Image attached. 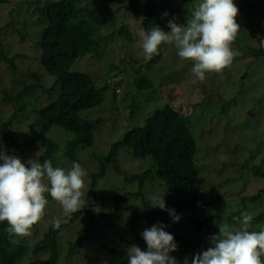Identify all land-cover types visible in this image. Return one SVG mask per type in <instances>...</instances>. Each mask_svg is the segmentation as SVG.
<instances>
[{"label":"rangeland","instance_id":"1","mask_svg":"<svg viewBox=\"0 0 264 264\" xmlns=\"http://www.w3.org/2000/svg\"><path fill=\"white\" fill-rule=\"evenodd\" d=\"M10 1L0 7V42L5 48L21 41L16 34L18 30L26 32L28 28L32 38L38 30L36 20L24 15L27 0ZM85 1L91 3V0ZM181 1L134 0L129 7H121L111 22L94 31V39L101 40L97 54L84 55L70 68L71 71L88 73L97 88H103L114 74L121 82L118 84V94H115L111 84L101 92L102 101L98 106L79 113L81 118L97 122L92 144L76 151L79 163L87 171L82 191L87 194L92 189L96 204L88 214L81 213L58 235L57 264L114 263L115 258L108 249L127 251L132 244L146 249L140 233L158 222L166 226V231L186 238L172 253L180 264H183L185 257L190 260L195 254L206 250L210 246L209 237L219 231L218 224L235 223L233 217H238L241 212L247 211L253 215L251 229L264 226V217L262 220L256 219L257 215L264 214V174H253L254 169L256 173L264 172V57H259L257 53L259 41L264 39V4H260L261 0H234L238 8L235 19L240 30L231 46L237 54L230 64L219 72H207L201 81L191 73L192 61L180 58L173 46L162 44L160 58L150 62L155 55L146 59L135 35L139 14L146 16L143 21L145 30L159 26L168 31L167 21L172 19L171 14L177 13V4ZM198 3L199 0H190L184 5L186 19ZM165 12L168 13L167 17L163 15ZM27 45L33 51L32 45ZM17 47L25 48L20 44ZM15 50L11 45L8 53ZM29 65L24 63L21 70ZM37 68L39 73L45 75L43 68ZM1 70L0 66V90H14L9 80L13 72ZM21 70L18 72V82L23 81ZM137 70L158 82L157 90H136L132 79ZM57 93L58 88H55L49 92V96L47 93L42 102H31L34 104H28L23 115L11 123L9 128L18 134L12 135L13 141L11 138L8 140L5 153L22 160L39 157L42 152L40 146L31 144L24 135L30 132L34 110L54 100ZM166 104L178 107L188 115L189 129L196 144L195 164L200 195L205 204L181 208L177 212L181 219L176 223L172 222L170 215L162 214L164 210L159 208L154 209L158 212L155 214L141 210L140 196H125L138 191L137 176L154 170L150 156L136 159L131 150L121 148L108 157L115 141L128 130L143 125L154 109ZM129 106L135 110L133 120L127 118L126 108ZM4 117L0 113V118ZM3 127L0 124V131ZM6 134L8 137L9 133ZM47 137L58 146L53 156V166L70 168L72 161L62 153L72 133L54 126ZM101 165L104 175L94 178ZM142 184L145 201L154 193L166 192V205L171 208L179 198L178 192L169 191L157 176L144 180ZM60 216L62 209L57 201L46 206L43 217L26 236L27 252L17 264L50 257V249L38 254L32 253V249L52 219ZM79 238V246L70 251V244ZM129 240L133 242L127 243Z\"/></svg>","mask_w":264,"mask_h":264},{"label":"clouds","instance_id":"2","mask_svg":"<svg viewBox=\"0 0 264 264\" xmlns=\"http://www.w3.org/2000/svg\"><path fill=\"white\" fill-rule=\"evenodd\" d=\"M188 1L190 0H186V2ZM9 2L11 1L8 0V2L3 3L2 6L9 4ZM57 2L59 1L27 0L25 4L28 6L24 9V15L27 14V17L36 20L35 23L37 26L35 27L38 30H36L34 38L29 35L26 37V40H24V37V39H21L17 44H7L8 48H5L4 44L0 42L5 57L10 60L0 61V66L2 67L1 71H12L13 75L9 79L10 82L13 80V83L15 82L16 85L20 84V87L23 90L27 87H30L31 89L32 87H35L36 96H39V102L40 99L41 101L46 99L45 94L53 91L55 88H59L57 85L54 86L55 78L46 75L45 70L44 72L46 76L38 72L37 66L40 68L43 67L35 54L40 51V47L37 43L40 39V31L45 25L47 6H55V3ZM123 2H128V0H123ZM91 3H87L83 0L82 6H86V9L89 8V6L90 8H94L96 5H91ZM120 6L124 8L123 4H120ZM183 13L184 16L177 10L176 14L170 15L172 19L167 21L168 31H165L159 26H152L145 30L143 27V21L146 16L139 14V24L136 27L135 35L140 42V46L146 59H151L154 55H158L162 44L173 46L180 58L192 61L191 73L196 79L203 81L207 72H219L223 67L230 64L234 56L237 54L231 45L236 38L238 30H240V25L235 19L238 14V8L234 3V0H199L197 7H195L187 19L184 7ZM163 15L167 17L168 13L165 12ZM185 19L186 22H184ZM26 29V32L28 33V28ZM96 41H99L100 43L101 40ZM259 43L261 46H264V39H261ZM18 44L23 45L25 48H18ZM27 44L32 45L33 51H31V48H29ZM11 45L16 49L14 53H8ZM87 55L91 56L92 54L87 53ZM18 59H20V61H17ZM24 63L30 65L27 66L26 69L21 70L24 67ZM20 70L23 81L18 82V72ZM69 71L90 76L88 73L75 72L70 69ZM39 78L40 81L38 80ZM90 78L92 79L91 76ZM119 82L120 78L114 74L110 80L106 81L105 86L108 87L112 84L116 90V94H118L120 92V88L118 87ZM13 92L16 93V90ZM174 106L176 105L174 104ZM6 132L10 135V131L3 128V134H1L0 137H7ZM45 135L48 140H51L47 137L48 133ZM10 137H12V135H10ZM121 139L115 141L111 145L108 157L113 156L118 149H121L115 147L116 142ZM28 140L31 144L36 143L40 146L42 152L39 157L35 156L34 158L22 160L18 156L8 155L4 153L5 151H0V222H6L5 232L9 237V240H7L10 244L8 245L9 249H14V246H16L14 244L17 243L18 238H20V244H22L20 249H24L25 253L27 252L26 236L30 234L31 227L43 217L46 206L52 201H57L62 209V216L54 217L52 223L48 226V228L51 226L53 229H59L61 224L70 222L72 215H74V217L76 216V219L81 213L88 214L91 207L96 204L94 192L92 189H89L88 192L91 190L94 196L93 204L87 211L82 210L88 194V192L86 194L82 191L85 188L84 178L87 176V171L79 163L76 151L79 148L86 146L77 148L75 151V158L72 159L71 157L64 155L67 146L66 143L70 140L65 143L62 155L72 161L71 167L65 169L63 167L53 166L52 164L53 156L58 148L53 140L52 141L56 144V149L52 154V159L51 161L45 159L43 162L40 158L45 155L46 149L41 146V143L39 144L37 141L32 140L31 137H29ZM91 144L87 146H90ZM195 153L196 151L193 154V164L195 168L194 175L198 182L199 190L201 191L197 167L195 164ZM146 157L147 156L144 158ZM152 161L154 164V170H147L149 171V175L146 179H150L153 176L158 177L157 172L161 174L163 168L164 171L171 174L170 166H168L167 169L166 166L155 162L154 159H152ZM100 162L103 163L102 161ZM145 172L140 176H137L139 177L138 191L133 194H125L126 197L130 195L139 196L140 185L143 186L142 183L146 180L145 178L142 179ZM253 172L254 175L264 174L263 171L256 173V169H254ZM103 175L104 167L101 165L99 172L93 177H102ZM158 179L163 182V185L166 188H168L167 181L160 179V176ZM200 191L199 197L201 198ZM165 194L166 192H161L150 195L147 198V207L150 208V210H147L146 212L155 214L158 212L154 209L159 208L164 210L161 212L162 214L170 215L172 222L176 223L181 219L180 215L177 214L181 208H194L197 205H205L201 198V202L194 207H181L175 212V209L172 207H167L164 198ZM180 197L179 194L177 200H179ZM141 210L143 209L141 208ZM263 217L264 214L261 213L257 215L256 219L262 220ZM233 220L235 221L233 224H218V233L212 234L209 237L210 246L207 247L206 250H202L195 254L190 260L185 257L183 264H264V226L259 227L257 230L251 229L253 215L247 211L241 212L238 217H233ZM165 227L166 226L163 223L158 222L151 227L145 228L140 233L142 239L146 243V249H141L136 244L130 245L127 248V251L126 249H108V252L114 256L115 261L114 263L104 264H119L123 262L125 258L121 255L122 253L125 254V257H128V264H180L172 253L177 251L178 245L184 243L186 238L178 233L166 231ZM48 228H45L43 231L44 234ZM63 230H61L59 234ZM80 241L81 238L76 242L71 243L70 251L77 248ZM132 242L133 240L127 241L129 244ZM34 246L32 253H34ZM71 248L73 249L71 250Z\"/></svg>","mask_w":264,"mask_h":264},{"label":"trees","instance_id":"3","mask_svg":"<svg viewBox=\"0 0 264 264\" xmlns=\"http://www.w3.org/2000/svg\"><path fill=\"white\" fill-rule=\"evenodd\" d=\"M55 6L48 5L46 9L45 25L40 31L38 46L40 51L36 52V57L46 75L55 78L54 86H59V92L55 100L45 106H40L34 110V120L30 125V132L26 136L37 141L46 149L45 155L40 158L51 161L52 154L56 149V144L48 140L46 135L54 126H59L72 133V138L66 143L64 155L75 158V151L79 147L87 146L92 143L93 131L96 121L84 120L79 113L98 106L101 99V92L107 87L97 88L88 75L70 72V66L87 53L95 55L99 49V41L94 40L93 33L96 29L107 25L120 11V4L129 7L134 0H91V5L82 6L83 0H58ZM8 0H0V7ZM187 4L182 0L177 4V10L184 16L183 7ZM264 4V0L260 1ZM88 7V6H87ZM20 39L29 36V33L17 31ZM130 39V36L128 37ZM259 57H264V46L257 49ZM160 58V53L155 58ZM7 60L4 50L0 44V61ZM150 64V63H149ZM35 76V75H34ZM36 77V76H35ZM40 81V78L38 79ZM121 82V80H120ZM119 82V83H120ZM15 83V82H14ZM11 81L13 89L0 91V113L4 118H0V124L4 129L10 131V135H16L18 132L9 128L11 123L23 115L28 104L39 102V96H36L35 87L21 89L20 84ZM133 87L138 91L157 90L158 82L150 79L147 75L137 70L132 79ZM26 87V86H25ZM178 87V86H177ZM176 88V87H174ZM22 90V91H21ZM116 94V90L114 89ZM47 94H45V97ZM49 96V92H48ZM40 102L41 99H40ZM127 118H135L133 106H129ZM11 114V115H10ZM3 134V129L0 135ZM0 139V151H5L8 140L13 141L12 137ZM13 143V142H12ZM14 147V146H13ZM116 148H129L133 157L142 159L145 156H151L155 162L167 167L169 172H157L158 177L167 181L169 191L174 190L180 194V199L172 207L175 212L181 207L191 206L201 202L199 197V185L195 179V168L193 164V154L196 151L195 142L189 130L188 115L182 109L168 104L154 109L145 120L142 127H135L128 130L122 139L115 144ZM15 148H13L14 150ZM5 153V152H4ZM7 154V153H5ZM149 171L143 174L142 179H146ZM151 177V176H150ZM140 185L139 196L142 201V209L150 210L147 207V201L141 192ZM76 217V216H75ZM71 216L70 222L61 224L59 229L48 228L43 238L34 246V253L45 249H51V255L47 260H38L29 264H57V236L61 230L68 227L75 219ZM6 222H0V264H16L25 254L24 249H20V238L15 243L14 249L10 250L7 240L9 237L5 232ZM20 244V245H19ZM73 248H71L72 250ZM125 260L119 264H128L127 256L121 254Z\"/></svg>","mask_w":264,"mask_h":264},{"label":"water","instance_id":"4","mask_svg":"<svg viewBox=\"0 0 264 264\" xmlns=\"http://www.w3.org/2000/svg\"><path fill=\"white\" fill-rule=\"evenodd\" d=\"M93 200H94V196L91 192V190L88 192L87 197H86V203L85 205L82 207L83 211H87L88 208L93 204Z\"/></svg>","mask_w":264,"mask_h":264}]
</instances>
